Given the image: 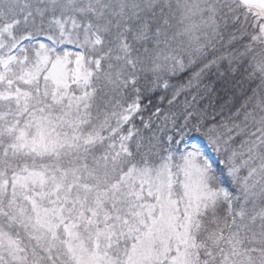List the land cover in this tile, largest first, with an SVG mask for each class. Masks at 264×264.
<instances>
[{
	"label": "snow or ice",
	"instance_id": "obj_1",
	"mask_svg": "<svg viewBox=\"0 0 264 264\" xmlns=\"http://www.w3.org/2000/svg\"><path fill=\"white\" fill-rule=\"evenodd\" d=\"M0 264H264V0H0Z\"/></svg>",
	"mask_w": 264,
	"mask_h": 264
}]
</instances>
